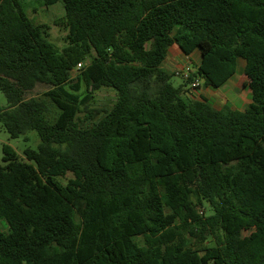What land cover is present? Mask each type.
<instances>
[{
  "label": "trees",
  "instance_id": "trees-1",
  "mask_svg": "<svg viewBox=\"0 0 264 264\" xmlns=\"http://www.w3.org/2000/svg\"><path fill=\"white\" fill-rule=\"evenodd\" d=\"M25 1L0 0V124L40 145L3 147L0 264H264V0H39L63 3L61 50ZM173 45L200 54L178 87L162 68ZM239 60L245 111L186 95L195 79L219 89ZM34 84L54 121L25 98ZM102 88L116 101L90 108Z\"/></svg>",
  "mask_w": 264,
  "mask_h": 264
},
{
  "label": "rangeland",
  "instance_id": "rangeland-1",
  "mask_svg": "<svg viewBox=\"0 0 264 264\" xmlns=\"http://www.w3.org/2000/svg\"><path fill=\"white\" fill-rule=\"evenodd\" d=\"M23 8L28 18L34 24H45L48 26L49 28L48 41L50 43H52L59 50L63 49V47L66 46L65 39L68 32L63 28L56 26V21H58L59 19L65 16V10L63 7V3L61 1L56 3L55 5L46 6L42 1L28 0L23 3ZM242 63H243L242 60L238 61L237 77H235L230 87L229 86H227L226 88L224 87V90L228 89L227 93L229 97H231V95H233L234 93H237V95H239L242 99L240 101L243 102L245 100L244 102H246L247 100L248 101L251 100V91L249 88V80L244 74V68ZM188 65L189 66L191 65L190 61H188ZM78 74H79L78 71L73 72V77L76 78ZM175 75L176 76L172 77V83L174 86L178 87L181 84H183V81L180 75H177L176 73ZM198 89H205V87L201 85ZM47 92H48V87H46L45 85L34 84L31 87H27L25 98L26 99L37 98V99L45 100L49 110V112L47 113V118L50 121H54V118L58 115V110L49 100V98L45 97V94ZM87 95L90 96L87 93L86 87L83 85V88L78 93V96L80 97V99H83ZM116 98H117V94L114 90L109 88H102L95 92L92 100L89 102V107L98 110H108L112 107V105L116 101ZM217 98L218 100H220L219 97ZM232 101L235 104L239 102L236 99V97H232ZM216 102L218 103L216 104L217 106L221 105V104L219 105L220 101L218 102L216 100ZM0 105L7 106V99L1 91H0ZM85 116H86L85 113H80L78 115V121L81 128H86L92 123L86 121V119H84ZM101 116L102 114L98 116V119ZM5 145H8L12 149H14V151L18 154L20 159H23V152L26 148L38 150L40 145V137L37 132H28L24 136L14 139L10 136V134L6 131V129L0 124V165H5L3 161V156H4L3 147ZM72 177H73L72 174L69 173L65 178H58V181H60L62 184H66L67 181ZM202 210L204 211L205 214L210 213L207 206H205V208ZM0 228H4L3 223H0ZM205 234L206 235L210 234L207 229H205ZM254 235L255 232L253 230L248 229L242 231L241 242L245 243L249 239L253 238Z\"/></svg>",
  "mask_w": 264,
  "mask_h": 264
},
{
  "label": "crops",
  "instance_id": "crops-1",
  "mask_svg": "<svg viewBox=\"0 0 264 264\" xmlns=\"http://www.w3.org/2000/svg\"><path fill=\"white\" fill-rule=\"evenodd\" d=\"M200 60V54L199 51L193 53L191 56L187 57L184 55V53L181 51V49L177 46V45H173L172 47H170V49L168 50V55L167 58L162 66V68L167 72V73H173V74H177L180 73L183 70H186L187 68H189L190 70L193 69V66L197 65L199 63ZM188 61L191 62V65H188ZM243 61V60H242ZM193 64V65H192ZM243 68L245 66V62L243 61L242 63ZM176 70V72H175ZM178 70V71H177ZM176 76V75H175ZM235 77H237V72L236 74L230 79L228 80L222 87H220L219 89H212V88H205V89H198V90H190L189 86L187 88V90L189 91L186 95L189 96L192 99H197L200 100L201 98L207 100V102L212 105L215 109L217 110H221L224 106H230L233 109L239 110V111H245L248 107V105L251 103L250 101H246V102H241L240 100L241 97L239 95H237V93H234L233 95H231V97L228 96V89L224 90V87L226 88L227 86L230 87L231 83L233 82V80L235 79ZM182 79V78H181ZM183 83L184 80L182 79ZM202 84V82H201ZM228 87V88H229ZM232 93V92H231ZM220 98V100H218V98ZM232 97H236V99L239 101L237 104H235L232 101ZM216 100L220 103V106H217L216 104H218L216 102ZM240 105V106H239Z\"/></svg>",
  "mask_w": 264,
  "mask_h": 264
},
{
  "label": "built area",
  "instance_id": "built-area-1",
  "mask_svg": "<svg viewBox=\"0 0 264 264\" xmlns=\"http://www.w3.org/2000/svg\"><path fill=\"white\" fill-rule=\"evenodd\" d=\"M82 68V64H78L77 67V71L80 70ZM191 70L189 68H187L186 70L181 71L180 73H177V75H180L181 78L184 81H187L189 78V74H190ZM201 86V80L200 79H195L190 85L189 88L190 90L194 91L196 89H198Z\"/></svg>",
  "mask_w": 264,
  "mask_h": 264
}]
</instances>
